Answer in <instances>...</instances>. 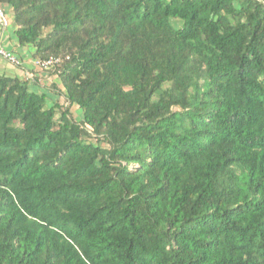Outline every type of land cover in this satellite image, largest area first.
<instances>
[{
  "label": "trees",
  "instance_id": "1",
  "mask_svg": "<svg viewBox=\"0 0 264 264\" xmlns=\"http://www.w3.org/2000/svg\"><path fill=\"white\" fill-rule=\"evenodd\" d=\"M4 5L68 106L0 73V264H264V0Z\"/></svg>",
  "mask_w": 264,
  "mask_h": 264
},
{
  "label": "crops",
  "instance_id": "2",
  "mask_svg": "<svg viewBox=\"0 0 264 264\" xmlns=\"http://www.w3.org/2000/svg\"><path fill=\"white\" fill-rule=\"evenodd\" d=\"M3 9L6 14V22L3 23L0 20V47L15 52L22 61V65L13 66L0 57V73L19 78H25L28 73L32 76V78L28 79L29 87L35 91L46 92L50 100H55L52 97L54 93L50 92L51 89L48 88V85L56 84L59 89H62L58 76H51L49 72L41 71L35 66L32 45H20L18 43L15 35L16 24L13 19L12 9L5 5ZM54 95L59 96L58 93Z\"/></svg>",
  "mask_w": 264,
  "mask_h": 264
},
{
  "label": "built area",
  "instance_id": "3",
  "mask_svg": "<svg viewBox=\"0 0 264 264\" xmlns=\"http://www.w3.org/2000/svg\"><path fill=\"white\" fill-rule=\"evenodd\" d=\"M0 20L3 23L6 22V14H5V11L2 7H0ZM0 57L3 60L9 62L13 66L18 67V66L22 65V61L15 54V52H13L11 50H7L3 47H0ZM61 62H62V58L60 56H56V55H51V56L44 58V59L36 58L34 60L35 66L39 70L45 71V72L51 70L55 66L59 65ZM25 78L30 79V78H32V76L27 73Z\"/></svg>",
  "mask_w": 264,
  "mask_h": 264
},
{
  "label": "rangeland",
  "instance_id": "4",
  "mask_svg": "<svg viewBox=\"0 0 264 264\" xmlns=\"http://www.w3.org/2000/svg\"><path fill=\"white\" fill-rule=\"evenodd\" d=\"M174 24L176 25V26H178V25H180L181 24V21H179V20H174ZM5 61V60H4ZM5 62H7V61H5ZM7 63H9V62H7ZM47 72V71H46ZM49 72H50V75L51 76H55V74H52V72H53V68H52V70H49ZM53 80V79H52ZM60 80V79H59ZM48 88H50L51 89V91L50 92H53L54 94H57L58 93V87H54L53 86V84H50V85H48ZM53 93H51V94H53ZM53 94V98H55V100H50V98L48 99V101H47V104L48 105H50V104H52L53 102H56V103H58L59 104V108L57 109V117L59 116V113H60V111L63 109V108H66L67 106H68V102H67V100H66V98L64 97V96H62V95H59V96H55ZM70 110H71V113H72V117L76 120V121H81L82 120V118H83V114H82V112L78 109V107L77 106H71L70 107Z\"/></svg>",
  "mask_w": 264,
  "mask_h": 264
}]
</instances>
